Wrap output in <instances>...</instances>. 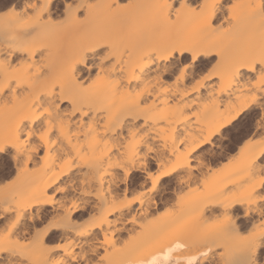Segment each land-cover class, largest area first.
<instances>
[{
	"label": "bare ground",
	"instance_id": "1",
	"mask_svg": "<svg viewBox=\"0 0 264 264\" xmlns=\"http://www.w3.org/2000/svg\"><path fill=\"white\" fill-rule=\"evenodd\" d=\"M54 1L39 0L38 9L32 7L37 10H31L34 24L29 13L32 37L24 31L19 39L12 35L14 31L7 35L0 22L1 39L11 38L0 42V159L9 161L0 164V172L10 171L8 163L14 172V179L2 184L0 219L14 215L24 228L34 223V246L20 245L6 236L17 225L10 217L14 224L5 225L7 241L0 246V262L62 263L59 258L51 260L58 248L44 244L51 235L65 243L59 245L63 255L85 245L86 251L78 253L97 256L110 243L114 250H107L112 254L108 253L109 258L120 264H181L171 253L186 244L193 248L196 241L203 252L223 249L215 252L216 257L222 256L221 264H237L252 253L253 244L258 250L264 234V164L259 162L264 150L260 72L264 67V15L260 11L264 0H77L76 7L64 3L67 13L62 27L50 17ZM17 14L11 18L17 19ZM19 19L9 24L24 28L27 18L20 20L22 25L16 23ZM4 29L11 31V26ZM103 47L108 48L106 57L100 54ZM213 56L214 72L190 84L196 63L209 62ZM13 59L18 63L25 59L29 66L34 63V73H8L5 64ZM183 60H188L187 65L173 76L169 87L164 76ZM250 108L259 112L252 133L260 131L262 140L245 139L233 161L213 170L211 160L217 154L214 149L223 147L224 128ZM204 145L209 146V160L198 153ZM132 171L141 174L139 183L148 180L151 185L129 197L134 189ZM2 172L0 176L6 173ZM170 177L174 178L172 186L160 188ZM194 184L201 188L191 197L188 192L177 194ZM71 193L74 200L68 197ZM165 193L177 195L175 200L182 206L177 203L174 215V209L168 213L175 222L168 214V224L160 218L165 229L163 224L151 227L150 222L156 224L158 218L150 213L168 201ZM89 213L97 216L76 226ZM215 217L224 224L214 220L211 225L226 224V232L224 228L212 231L219 224L198 236L200 228L206 229L208 224H204ZM184 218L196 222V241L192 235L191 240L176 236L173 227ZM47 219V225L37 229ZM143 223L150 225V233ZM242 227L255 232L238 236L236 245L233 238L241 235ZM124 238L126 242H119ZM167 247H173L169 254ZM76 254L69 256L71 260L75 261ZM213 262L211 252L193 263Z\"/></svg>",
	"mask_w": 264,
	"mask_h": 264
},
{
	"label": "rangeland",
	"instance_id": "2",
	"mask_svg": "<svg viewBox=\"0 0 264 264\" xmlns=\"http://www.w3.org/2000/svg\"><path fill=\"white\" fill-rule=\"evenodd\" d=\"M6 2V3H3V2ZM12 1H14L12 4H11V2ZM12 1H10V0H0V22H2L3 24V26L6 28H8L9 27V25L11 26V31H9V30H6L5 31V29H4V27L2 28L3 30H4V32H7V35H11L13 32L12 31H14L15 33L14 34H12L13 36H17V37H15V38H20L21 36H23L22 34H24L25 32V36H26V34H28L29 33V35H28V37L29 36H31L32 37V33H34V25H32V26H30V24L32 23L31 21H28L29 20V18H31V16H30V14L29 13H31L32 14V11L31 10H35L34 8L32 9V7H34V5H35V3H38V1L39 0H12ZM59 0H57V1H54L53 2V4L52 5H50V10H51V12H50V17L52 16V20H53V22H57L56 23V25H58V26H61L62 27V25H64L65 24V22H66V17H64V15L67 13L66 11L67 10H63L64 9V3H67L68 5L69 4H72V6L73 5H75L74 7H76L77 6V4H78V2H77V0H66L65 2H64V0H60L59 2H58ZM61 1H63L62 3H61ZM89 1H91V0H89ZM18 2V3H17ZM27 2V3H26ZM58 2V3H57ZM77 2V3H76ZM22 3V4H21ZM30 3V4H29ZM32 3V4H31ZM6 4H8V5H6ZM24 4H26V7H25V5ZM41 3L39 2V4H36L35 5V7L37 8L39 5H40ZM60 4V6H58ZM63 4V5H62ZM4 5V6H3ZM16 5V6H15ZM28 5H29V7H28ZM33 5V6H32ZM68 5H66V6H68ZM7 6V7H6ZM58 8H57V7ZM62 6V7H61ZM71 6V5H70ZM22 7H24V8H22ZM69 7V6H68ZM74 7H72V8H74ZM55 8V9H54ZM71 8V7H70ZM38 9V8H37ZM76 9V8H75ZM28 12V14H25V13H27L26 11ZM69 10V9H68ZM73 10V9H72ZM24 11V12H23ZM30 11V12H29ZM35 11H37V10H35ZM62 11V12H61ZM34 12V11H33ZM53 12V13H52ZM64 12V13H63ZM69 12H72L71 11V9L69 10ZM18 13H20L19 14V17L17 16V19L16 18H14L16 21L20 18V17H24L23 19L22 18H20L19 19V21L18 22H16V23H20L19 25H22V24H25L26 23V25H28L29 23V26L27 27L26 25H24V28L23 27H19V30H17L18 29V27H16V28H13V26H14V24L13 25H11V23H12V21H13V23H14V19L13 18H11V17H16V14ZM17 14V15H18ZM53 14V15H52ZM64 14V15H63ZM36 15V14H35ZM45 15V14H44ZM29 16V17H28ZM32 16H34L33 14H32ZM46 16V15H45ZM45 16H43L44 18H47V17H45ZM42 17V18H43ZM11 18V20H9ZM26 18H27V21L28 22H24V23H22L21 24V22H23L22 20H24V21H26ZM43 18V19H44ZM64 18H65V20H64ZM20 20H21V22H20ZM31 20H33V24H34V20H35V16L33 17V18H31ZM9 21H11V23L9 24ZM65 21V22H64ZM5 23H7V25L8 26H6V24ZM15 23V26L17 25ZM28 23V24H27ZM61 24V25H60ZM57 26V27H58ZM28 28V30H26ZM30 28V29H29ZM25 29V30H24ZM1 30V29H0ZM23 31H24V33H23ZM12 32V33H11ZM20 32H22V34L20 33ZM11 33V34H10ZM18 33V34H17ZM4 34H6V33H4ZM30 37V38H31ZM33 37H34V35H33ZM2 38V36H0V42L1 41H3L4 40V38L6 39V35H5V37H3V40L1 39ZM8 38V37H7ZM10 38V37H9ZM13 38V37H12ZM18 39H16V40H14V39H12V41L13 42H15V41H17ZM34 39V38H33ZM8 39H6V41H7ZM10 41H11V38L9 39ZM8 40V41H9ZM4 42H5V40H4ZM108 53V48L107 47H103L102 49H101V51H100V54L103 56V57H106V54ZM215 57L213 56V59L211 60V61H209V62H206V60H204V59H201V60H199L197 63H196V65L194 66V75H193V77H192V79L190 80V84H194L197 80H200L202 77H204L205 75H207V74H210V73H212V72H214V70H215V60H216V58L214 59ZM14 60L15 59H13L12 61H11V63H9V62H7V63H9V65H7V63L5 64V66L7 67L8 66V73H12V75H18L19 76V74H20V76L21 75H25L24 74V72H29V76H31V74H33L34 72V67H33V65H34V63H33V65H30L29 66V64L27 65V63L29 62V61H26L25 59H24V61L25 62H27V63H24V61H22L21 59H19V63H18V59L17 60H15V62H14ZM21 61V62H20ZM18 63V64H17ZM187 63H188V60H183V61H181L175 68H173V71H172V73H170V74H167V75H165L164 76V79H165V81H166V85H168L169 87H172V79H173V76L182 68V67H184L185 65H187ZM12 64V66H13V64H14V66H13V70H12V66H10ZM17 66H16V65ZM24 64H26L27 66H25ZM22 65V66H21ZM16 66V67H15ZM20 66H21V68H20ZM18 67L20 68V69H18ZM23 67H25L24 69H23ZM9 68H10V70H9ZM6 69V68H5ZM18 69V70H17ZM6 71H7V69H6ZM10 71V72H9ZM19 72V73H18ZM16 73V74H15ZM29 76H27L26 75V77H29ZM65 105V104H64ZM258 112V110L257 109H254V108H250V109H248V110H245L237 119H235L233 122H231V124H229V125H227L225 128H224V130H223V147H222V149L220 150V149H217V148H215L214 150H216V152H217V154H216V157L213 159V160H211L212 162V169L213 170H219L223 165H225V164H228L229 162H231V161H233L235 158H236V155H237V148L239 147V146H241L242 145V143L244 142V140L245 139H247V138H249L250 140H249V142H259V141H261L262 140V133L260 132V131H258L257 133H259V135L257 134V133H252V129H253V124L255 123V121H256V119L258 118V116H259V112ZM209 149V146L208 145H204V146H202L200 149H199V151H198V153H200V154H202L203 156H204V159L206 160H209V155L207 156V151L206 150H208ZM218 151H219V153H218ZM206 152V153H205ZM3 162H5V163H7V162H9L8 160H7V158L6 159H3L2 160V158L0 159V164L1 163H3ZM7 165V164H6ZM6 165H5V167H6ZM9 167V168H8ZM6 169V168H5ZM7 169L8 170H10V171H3V172H9V174H6L5 173V175H1L0 177V190H2V191H0V202L2 201L3 202V198H2V195H3V197H4V195H5V193L3 192V191H5V188L3 187V185L2 184H4L3 182H5L6 184H4V186H6L7 185V183H10L13 179H14V175H13V169H11L10 168V165H9V163H8V165H7ZM2 172V171H1ZM0 172V173H1ZM2 172V173H3ZM156 172L157 171H155V167H153L152 166V169H151V173H152V175L153 176H155L156 175ZM4 174V173H3ZM13 175V177H12V175ZM2 176L4 177L3 179H2ZM9 177V178H8ZM130 179L132 180V186H133V188L134 189H131L132 191H130V194H129V197H131V196H134V195H138L140 192H143L142 190H145V189H148V187L151 185L150 184V181H148V180H146L145 181V183H143V184H141V183H139V180L141 181V180H143V178L141 177V174L139 173V172H137V171H132L131 172V174H130ZM7 178V179H6ZM141 178V179H140ZM171 178V177H170ZM170 178H165L160 184V188H163V189H168L170 186H172V184H173V177L170 179ZM4 179L6 180V181H4ZM8 180V181H7ZM192 186V187H191ZM188 189H187V191H185V192H183L184 190H185V188H183V189H180L179 191L180 192H178L177 194H180L181 192L183 193V194H185L186 192H188L190 195V197L192 196V193H194L195 192V190L196 191H198L200 188H201V186L200 185H198V184H194V185H191ZM2 187H3V189H2ZM187 188V187H186ZM182 190V191H181ZM139 192V193H138ZM181 193V194H182ZM72 194V193H71ZM69 194L68 195V197L70 198H74V196H75V194ZM186 195V194H185ZM184 195V197H183V199L184 198H186V196ZM164 196L167 198V197H169L168 198V201L167 202H165V203H163L164 205H162V204H160L158 207H157V209H154V210H152V212L150 213V215H152L153 217L155 216V218H158L157 220H158V222L155 224L154 222H150L151 223V227H158V225H162L163 223H165V224H168V222H167V220H168V215L170 214V212L171 211H173V209H174V207L175 206H178L177 205V203L179 204V206H182V204L179 202V201H176L175 200V197L177 196H173L172 194H169V193H165L164 194ZM180 196V195H179ZM178 196V197H179ZM181 196H183V195H181ZM181 196H180V201L182 200L181 199ZM189 196H187V197H189ZM76 197H77V195H76ZM76 197H75V199H76ZM189 197V198H190ZM175 200L174 201V203H176V205L174 204V203H172L173 202V200ZM189 198H187V199H189ZM87 199V198H86ZM93 199H95L94 197L93 198H91V200H93ZM170 199V200H169ZM177 199V198H176ZM187 199H185V201L187 200ZM74 200V199H73ZM172 200V202H169V201H171ZM183 201V200H182ZM1 202V203H2ZM173 204V205H172ZM0 207H1V204H0ZM175 208H177V207H175ZM180 209H181V207H180ZM179 210H177V212H178ZM176 212V209H174V211L173 212H171V216H172V214L174 215V213ZM169 213V214H168ZM91 214V215H90ZM94 214V215H93ZM168 214V215H167ZM149 215V216H150ZM167 216V218H165L166 216ZM12 216H14V215H12ZM11 215L9 216V218H8V216H6V219L4 220V219H0V246H2V242H5L4 240H6V238H5V235L7 234V231H6V226L7 225H9V226H11L12 224H14V222H15V225L17 224L16 223V221H15V216L14 217H12ZM97 215H95V213H89V214H85V216L84 217H82L80 220H78L77 222H76V226H78L79 225V227H82L81 225H83L84 226V224H87L91 219H93V218H95ZM148 216V217H149ZM152 216H150V218H152V220H154L155 218H153ZM170 215H169V218L171 219L172 217H171ZM10 217H11V220L13 219L14 220V222H12L11 220H10ZM92 217V218H91ZM162 217H164V220L165 219H167V220H165L166 222H163L162 223V221H164V220H161L162 219ZM8 218V219H7ZM145 218V217H144ZM147 218V217H146ZM161 218V219H160ZM216 218V217H215ZM212 218V219H210L206 224H204V226H206L207 224V228L206 229H203V228H200V231H201V233H199V235L198 236H200V235H205V232H207L208 230H209V227H210V229L212 230V228H214L215 226H219V224H220V226L219 227H217V228H215V229H213L212 231H215L216 229H218L219 228V230L220 231H224V229H225V232H226V228H227V226L226 227H223V226H225V225H223V226H221V221L222 220H219V218H222L221 216L218 218ZM169 219V223L171 222V220H173L174 219V217L170 220ZM176 219H179V218H177L176 217ZM3 220H4V222H3ZM9 220V221H8ZM49 219H47V220H45V221H43L40 225H38L37 226V229L38 228H40L41 229V227H43V226H46L47 225V221H48ZM140 222H143V220L141 221L140 219H138ZM151 221L149 218H147V223L148 224H150L149 223V221ZM182 221H180V220H177V222L175 223V225L177 224V226H175V227H173V229H174V231H175V234H176V231H178L177 232V234L178 233H180V235H177L176 234V236L178 237H180L181 236V238H187V239H189V240H191L194 236H196L198 233H194L193 231L196 229V227H197V225H196V222L195 221H193V220H191V219H189V220H187V219H181ZM214 220L216 221V223H217V221H219V222H221V223H219V224H215V225H211V223H213L214 222ZM137 222L138 224H141L142 225V223H140V222ZM146 221V220H145ZM155 221H156V219H155ZM174 222H175V220H173ZM8 222H10V223H8ZM49 222V221H48ZM160 222V224H158ZM30 223V222H29ZM28 223V224H29ZM145 223V222H144ZM143 223V225L145 226L146 224H144ZM152 223H154V224H152ZM179 223V224H178ZM183 224V226H185V228L187 227V229L186 230H188V232L187 231H185V228H183V226H182V224ZM27 224V226H29ZM32 223H30V225H31ZM209 224H210V226H209ZM214 224V223H213ZM222 224H224V223H222ZM6 225V226H5ZM25 226V228L22 226V224L21 223H19V224H17L15 227H14V232H12L11 234L9 233V235L7 234L6 236L8 237V240H9V237H10V241L12 240H14L15 242H17V244H20L21 242L25 245V244H27L26 246H29L28 245V243L30 244V245H32V246H34V243H32V242H34V240H33V238H34V223L32 224V227H30L29 226V228L26 226V225H24ZM150 226V225H149ZM148 225L147 226H145V228H146V230H148V232L150 233V231H149V229L151 230V228H147V227H149ZM164 226V227H163ZM174 226V225H173ZM179 226H182V229H180L181 227H179ZM214 226V227H213ZM24 228V231L22 230V228ZM161 227H163L164 229H165V225L163 224ZM200 227H201V225H200ZM33 228V229H32ZM137 229L139 228V227H136ZM176 228H177V230H176ZM205 228V227H204ZM223 229V230H221V229ZM250 228V227H249ZM249 228H244V227H242L240 230V232H239V234H241V235H235V237L233 238V241H234V239H235V242H233V244L235 243L236 245H237V243H239L238 242V240H240L242 237H244V235H246V234H248V232H249V235L250 234H252V232H253V229L254 228H252V229H249ZM31 229V230H30ZM136 229V230H137ZM194 229V230H193ZM251 230V231H249V230ZM30 230V231H29ZM32 230H33V232H32ZM163 230V229H162ZM190 230V231H189ZM207 230V231H206ZM211 230H209L208 232H211ZM21 231H22V233H21ZM164 231V230H163ZM173 231V230H172ZM184 231V232H183ZM217 231V230H216ZM219 231V232H220ZM21 233V235H20V233ZM31 232V233H30ZM152 232V231H151ZM185 232H187V234L185 233ZM191 232V233H190ZM255 232V231H254ZM253 232V233H254ZM14 233V234H13ZM17 233H19V234H17ZM24 233V234H23ZM183 235H182V234ZM194 233V234H193ZM203 233V234H202ZM213 233V232H212ZM221 233V232H220ZM243 233V234H242ZM246 233V234H245ZM30 234V235H29ZM135 234V233H134ZM133 234V235H134ZM15 235H16V237H15ZM24 235V236H23ZM136 235V234H135ZM193 236L192 238L191 237H189V236ZM203 235V236H204ZM206 235H207V233H206ZM209 235V234H208ZM123 237H126V235L123 233V235H122ZM185 236V237H184ZM187 236V237H186ZM229 236V238H230V236H232V235H228ZM241 237V238H239V237ZM247 236V235H246ZM122 237V238H123ZM197 237V236H196ZM196 237H194V240L193 241H196L195 239H198V238H196ZM237 237V238H236ZM127 238V237H126ZM201 238H202V236H201ZM49 239V240H48ZM60 238H57L56 236H50V237H48L47 238V242L45 241V245H47L46 247L48 248H51L52 246L54 247V248H58V251L57 250H55L54 252H53V258L51 259L52 261H54L55 259L57 260L58 258V262H62V263H59V264H65V263H63V261L64 262H66V264H68L69 262L71 263V264H107V261L109 262V260H110V263H111V261H113L114 259H110L111 257H110V255L112 256V254H110L109 252H110V250H114V248H112L113 247V245H110V243L108 244V245H106L105 244V246H107V247H105V248H107V249H105L104 250V248H101V249H99V254H97V256L99 257H97V256H94V255H91V254H89V253H87V252H85V254L84 253H81L80 254V252H82L83 250L84 251H86V247H85V245L82 247L81 245H78V246H76L75 248H74V250H76V251H73L72 252V254L71 255H63L62 254V251H61V249H62V243H63V245L65 246V243L63 242V240L62 239H60ZM200 239V238H199ZM126 240L127 239H123V240H121V241H119V242H121V243H124V241L126 242ZM7 241V240H6ZM11 241V242H12ZM32 241V242H31ZM123 241V242H122ZM14 242V243H15ZM119 242L118 243H116L117 245L119 244ZM197 242V241H196ZM196 242H193L194 243V247L196 248L197 247V250L195 249V250H192L193 248H192V244H191V247L189 246V244H186L184 247H181L180 249H176V251H178V253L176 252V251H172V252H176V253H171L170 251L173 249V247H171L170 248V250H168V247L166 248V250H165V252L168 250V252H167V254H169V253H171V256L173 257V259H175L176 261H178V262H182L181 264H194L193 262L196 260V259H199V258H202V256H204L205 257V255H207V254H211V252H212V254L214 255V262H213V264H219V262H220V260H222L221 259V255H220V257H219V259L217 260V258L218 257H216L217 256V254L215 253V252H218V250L219 249H215V250H209V251H205V252H203L202 250L203 249H201L200 250V248L198 249V244H197V246H195L196 245ZM198 243V242H197ZM5 243H3V245H4ZM23 244H22V246H23ZM115 244V245H116ZM21 245V244H20ZM59 245H61V246H59ZM116 245V246H117ZM162 245H164V244H162ZM228 245V244H227ZM26 246H24V248L26 247ZM44 246V245H43ZM51 246V247H50ZM56 246H59V247H56ZM81 246V247H80ZM116 246H114V247H116ZM119 246L121 247V244H119ZM228 246H230V245H228ZM80 247V248H79ZM110 247V249H108ZM118 247V246H117ZM119 247V248H120ZM123 247V246H122ZM188 247V248H187ZM231 247H233L232 245L230 246V248ZM236 247V246H235ZM235 247H233V248H235ZM59 248H61L60 250H59ZM78 248H79V250H78ZM82 248V249H81ZM112 248V249H111ZM165 248V247H164ZM178 248V247H177ZM237 248H238V246H237ZM236 248V249H237ZM27 249H30V247L28 248L27 247ZM182 249H185V250H182ZM190 249V251H193L192 253L190 252L189 253V251L188 250ZM232 249V248H231ZM230 249V251L232 252L233 250H231ZM81 250V251H80ZM107 250H109V252H107ZM116 250V249H115ZM161 250V249H160ZM188 252H187V251ZM229 250V249H228ZM25 251H29V250H26L25 249ZM34 251V250H33ZM78 251H80L79 253H78ZM83 251V252H84ZM104 251H105V253H104ZM117 251V250H116ZM162 251H164L163 249H162ZM181 251V252H180ZM185 251V252H184ZM211 251V252H210ZM220 252L221 251H223V249L221 250V248H220V250H219ZM31 252H32V249H31ZM75 252V253H74ZM106 257H102L101 256V258H100V254L101 253ZM111 252H113V251H111ZM185 253V254H182V253ZM196 252H199V253H196ZM203 252V253H202ZM230 252V253H231ZM33 253V252H32ZM34 253H35V251H34ZM77 253V254H76ZM108 253L110 254V255H108ZM115 252H113V254H114ZM181 253V254H180ZM219 253V252H218ZM230 253H228V254H230ZM57 254V255H56ZM73 254H76V255H74V257L76 258L75 259V261H73V260H71V258H73L72 256H73ZM87 254H88V256H87ZM106 254V255H105ZM115 254H119L118 253V251L115 253ZM114 254V255H115ZM79 257H78V256ZM91 255V256H90ZM108 255V256H107ZM117 255H115L116 257H119V256H121V255H119V256H117ZM59 256V257H58ZM60 256H62V257H60ZM64 256V257H63ZM68 256V257H67ZM69 256H71V258L69 257ZM83 256V257H82ZM91 257L92 259H89L88 257ZM87 259H89V260H86L85 258ZM110 257V258H109ZM115 257V258H116ZM66 258H68V260L69 261H67V259L65 260ZM79 258V259H78ZM83 260H82V259ZM103 258V259H102ZM216 258V259H215ZM106 261H105V260ZM116 259H118V258H116ZM261 259H263V254H261ZM71 260V261H70ZM120 260H123L122 258H120ZM0 261H2V260H0ZM115 261V260H114ZM113 261V262H114ZM124 261V260H123ZM218 261V262H217ZM87 262V263H86ZM113 262H112V264H113ZM122 261H119V260H117V261H115V264H120ZM69 263V264H70ZM109 263V264H110ZM0 264H3L2 262H0ZM180 264V263H179ZM207 264V263H206ZM209 264V263H208ZM212 264V263H211ZM220 264H221V262H220Z\"/></svg>",
	"mask_w": 264,
	"mask_h": 264
},
{
	"label": "snow or ice",
	"instance_id": "3",
	"mask_svg": "<svg viewBox=\"0 0 264 264\" xmlns=\"http://www.w3.org/2000/svg\"><path fill=\"white\" fill-rule=\"evenodd\" d=\"M215 7V6H214ZM261 14L264 15V5L260 7ZM195 57H193L194 59ZM264 64V60L261 61ZM261 72V86L264 87V67L260 68ZM259 135V133H257ZM260 163L264 164V150L260 153ZM261 254H264V234L260 239V247L259 249H255V245L252 246V253L246 257L245 259L238 261L237 264H264V259H261Z\"/></svg>",
	"mask_w": 264,
	"mask_h": 264
}]
</instances>
